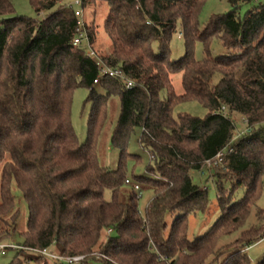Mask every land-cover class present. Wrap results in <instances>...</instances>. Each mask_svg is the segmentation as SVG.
Wrapping results in <instances>:
<instances>
[{
	"label": "trees",
	"instance_id": "1",
	"mask_svg": "<svg viewBox=\"0 0 264 264\" xmlns=\"http://www.w3.org/2000/svg\"><path fill=\"white\" fill-rule=\"evenodd\" d=\"M44 19L17 15L13 0H0V244L13 239L20 218L13 186L29 207L22 246L9 264L50 263L33 249L62 256L87 255L80 264H252L248 248L264 238V4L239 11L255 0H229L228 13L214 14L202 29L207 0H81L86 8L106 2L104 22L112 48L99 54L107 67L123 69L135 85L118 77L94 80L97 60L72 40L80 17L63 0H29ZM91 46L98 27L85 21ZM181 25L185 53L171 57ZM220 42L228 54L214 55ZM201 44L204 57H195ZM181 74L183 93L173 77ZM87 88L91 109L81 141L72 121L75 90ZM119 114L111 144L116 168L100 162V141L110 122L111 103ZM197 102L200 117L176 114ZM234 115L251 131L238 136ZM150 160L130 152L134 136ZM227 147L222 164L208 161ZM208 169L215 179L220 216L207 232L188 237L189 216L208 210L207 190L191 171ZM205 169V170H206ZM154 188L145 214L126 180ZM109 193V197H107ZM258 223L247 229L252 211ZM169 214H176L171 226ZM112 228L116 235L108 237ZM241 230L228 246L220 239ZM102 253L105 257L93 255ZM43 261V262H42ZM257 264H264V258Z\"/></svg>",
	"mask_w": 264,
	"mask_h": 264
},
{
	"label": "rangeland",
	"instance_id": "2",
	"mask_svg": "<svg viewBox=\"0 0 264 264\" xmlns=\"http://www.w3.org/2000/svg\"><path fill=\"white\" fill-rule=\"evenodd\" d=\"M15 11L17 15H26L31 17H37L39 19H44L47 14H50L53 10L42 12L37 14L31 5L29 0H13ZM64 4L72 6L77 12L79 17L88 24L92 25L93 23L98 27L96 41L94 43V49L102 54L109 53L112 48V43L104 30V22L108 16L109 6L106 2H102L97 5H90L86 8H83L81 0H63ZM264 4V0H255L253 2L244 3L239 11L241 16L260 5ZM232 9V5L229 0H207L203 10L200 14L199 21L200 27L203 29L205 25L210 20L211 16L214 14H224L228 13ZM1 20V19H0ZM181 25L178 27L177 33L173 36L171 41V57L174 60L180 59L184 56L185 53V40L181 35ZM214 55L219 54H228L227 50L222 44L218 41L213 44ZM195 57L197 59H202L204 57V51L201 44H197ZM173 77V84L175 90L178 94L183 93L182 85V76L181 74H176ZM90 91L87 88L81 87L75 90L73 96V106H72V121L76 129V132L81 141H84L88 133V117L91 109V103L88 101ZM179 112H187L200 117L206 115L207 110L197 102H188L183 103L176 108V114ZM119 114V101L116 99L112 100L111 111H110V122L107 124L104 135L100 141L99 148V158L100 162L111 168H116L119 159V150L112 146L111 144V135L116 124V120ZM234 118L237 123V132H239L244 124L242 122V117L234 115ZM138 136L133 137L130 143L129 150L133 154L140 155L143 158V164L136 169V174L143 175L145 174V164L150 160V156L138 142ZM206 169V168H205ZM203 169L202 171L192 170L191 176L195 184L199 185L202 188H205L210 199V205L206 212L192 214L189 216V228H188V237L190 240H194L202 235H204L207 230L214 224L217 218L220 216V210L218 206L217 199V187L215 179L212 176L211 172L208 169ZM126 191L129 192L130 187ZM142 195L139 198V210L142 215L145 214V210L154 197V188L150 185H140ZM13 193L15 195L16 208L20 210V218L17 225V229L14 232L13 239L8 243H13L16 245H21L23 241L22 233L27 230L28 219H29V207L28 202L24 194L14 185ZM109 193L107 197H109ZM258 206L264 209V191L262 197L258 202ZM176 214H169L167 217V223L169 227L171 226ZM258 223V219L255 213V210L252 211L248 222L244 229H247ZM241 230L235 231L231 234L224 235L219 243L218 248L228 246L230 243L235 241L240 236ZM19 249H6L4 253H0V264H9L11 260L17 255ZM51 252H56V247L50 248ZM57 253V252H56ZM98 253V252H95ZM93 254L97 256L96 254ZM32 256L38 257L39 254L30 252ZM248 255L252 261V264H257L264 258V238L258 243L254 244L248 248ZM103 257V256H101ZM48 260L50 263L56 262L50 258L44 257L43 261ZM42 261V262H43ZM31 264H35L34 261ZM100 264V263H96Z\"/></svg>",
	"mask_w": 264,
	"mask_h": 264
},
{
	"label": "built area",
	"instance_id": "3",
	"mask_svg": "<svg viewBox=\"0 0 264 264\" xmlns=\"http://www.w3.org/2000/svg\"><path fill=\"white\" fill-rule=\"evenodd\" d=\"M81 3V2H79ZM72 44L75 47H85L87 49L88 55L97 60L98 65L100 66V72L96 79L94 80V84H98L101 82V80L105 76H110V77H118L123 82L125 83L126 87L131 88L135 85V80L128 77L126 72L123 69L119 68H112V67H107L103 64L102 60L99 57V54L96 52V50L91 46L88 31L86 30V26L82 17V20L80 18V24L79 27L76 30V34L72 40ZM242 122L244 124L243 128L238 132V136L243 135L245 133H248L251 131V128L249 127L248 120L246 118H242ZM232 152V148L227 147L225 150L220 152L215 159L208 161L209 166L213 165H218L223 163L224 157ZM126 184L133 188L137 193L139 198L142 195L141 192V187L140 184L134 183L131 179L126 180ZM116 235V232L112 229L109 228L107 230V236L111 237ZM24 249L22 245H16L13 243H1L0 244V253H4L6 249ZM34 253H37L39 255H42L44 257L50 258L53 261L59 262L61 264H80L86 257L87 255H75V256H62L56 252H51L50 249H33L32 250ZM97 256H103L105 257L102 253L98 252L95 253Z\"/></svg>",
	"mask_w": 264,
	"mask_h": 264
}]
</instances>
